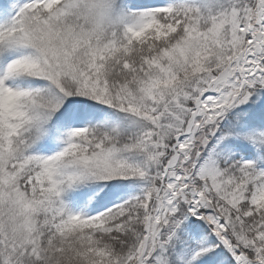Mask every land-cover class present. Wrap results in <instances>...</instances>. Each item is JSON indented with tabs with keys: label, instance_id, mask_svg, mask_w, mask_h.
<instances>
[{
	"label": "snow or ice",
	"instance_id": "1",
	"mask_svg": "<svg viewBox=\"0 0 264 264\" xmlns=\"http://www.w3.org/2000/svg\"><path fill=\"white\" fill-rule=\"evenodd\" d=\"M0 264H264V0H0Z\"/></svg>",
	"mask_w": 264,
	"mask_h": 264
}]
</instances>
